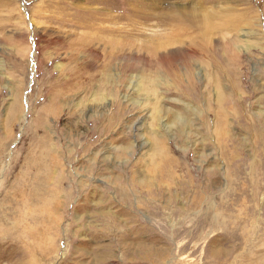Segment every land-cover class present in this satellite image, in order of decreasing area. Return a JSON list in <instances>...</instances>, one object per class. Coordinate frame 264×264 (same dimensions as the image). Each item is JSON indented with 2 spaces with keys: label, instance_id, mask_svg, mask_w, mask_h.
I'll list each match as a JSON object with an SVG mask.
<instances>
[{
  "label": "rangeland",
  "instance_id": "obj_1",
  "mask_svg": "<svg viewBox=\"0 0 264 264\" xmlns=\"http://www.w3.org/2000/svg\"><path fill=\"white\" fill-rule=\"evenodd\" d=\"M0 264H264V0H0Z\"/></svg>",
  "mask_w": 264,
  "mask_h": 264
}]
</instances>
